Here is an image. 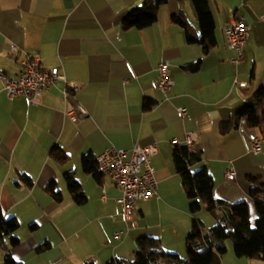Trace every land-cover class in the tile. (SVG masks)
Wrapping results in <instances>:
<instances>
[{
    "label": "crops",
    "instance_id": "1",
    "mask_svg": "<svg viewBox=\"0 0 264 264\" xmlns=\"http://www.w3.org/2000/svg\"><path fill=\"white\" fill-rule=\"evenodd\" d=\"M141 4L142 0H0V72L14 77L26 54L39 53L42 68L58 67L65 76V81L43 89L35 104L26 96L9 99L0 79V206L5 216L20 222L19 243L10 252L22 264L131 259L141 235L157 237L166 250L185 257L193 217L204 229L210 227L200 218L203 215H197L204 209L190 213V200L174 166L175 145L184 144L189 133L196 136L192 152L201 157L190 168L204 166L215 197L246 200L255 217L247 177L264 179V127L261 151L254 153L249 134L258 135V130L236 114L248 102L264 110V91L256 95L264 90V0H209L216 45L207 53L200 44L187 42L183 27L172 20L182 14L200 35L192 0H167L151 26L123 29L122 18ZM231 11L249 25L244 59L236 65L229 61L233 51L224 37ZM162 60L169 61L173 79L167 92L156 85ZM196 61L199 67L191 70L188 65ZM63 88L70 92L66 97ZM147 100L153 102L149 107ZM77 103L87 114L72 120L65 109ZM179 108L186 113L181 115ZM136 143L157 146L150 157L157 195L139 200L125 219L121 189L98 172H85L82 159L96 158L108 147L129 151ZM54 146L68 155L65 162L52 158ZM228 168L235 170L232 179L225 175ZM18 172L29 175L31 187L16 184ZM66 172L73 173L84 202L70 195ZM52 180L62 194L60 202L45 189ZM45 241L50 246L37 250ZM225 245L222 264H263L237 257L226 241Z\"/></svg>",
    "mask_w": 264,
    "mask_h": 264
},
{
    "label": "trees",
    "instance_id": "2",
    "mask_svg": "<svg viewBox=\"0 0 264 264\" xmlns=\"http://www.w3.org/2000/svg\"><path fill=\"white\" fill-rule=\"evenodd\" d=\"M200 24L201 34L198 35L194 28L188 24L182 14H175L172 20L183 27L186 40L189 43H198L203 53H207L216 45L215 24L210 9L209 0H192ZM167 3V0H142L140 7L131 9L121 21L123 29L145 28L154 24L157 20L159 9ZM200 61H196L188 67L196 70ZM260 89L257 96L263 92ZM153 102L147 100L145 105L149 107ZM257 102L246 103L237 111V118H245L250 128L258 130L257 136H263L264 110ZM256 134V133H255ZM51 156L58 163L68 159L62 150L54 146ZM200 155L189 151L186 144L175 145L173 160L176 171L180 174L183 189L190 200L189 211L197 214L201 209L207 211L213 218V224L204 229L201 221L193 217L191 230L186 239V256L166 250L159 238L141 235L137 238V248L131 259L122 257L113 258L107 264H214L227 251L225 241L232 244L233 252L237 257L258 259L264 264V179L248 176L250 183L249 197L255 210L252 219L248 201L226 202L215 197L213 193V180L207 169L202 166L192 170L190 166L200 160ZM82 168L85 172H97L96 158L84 156ZM68 191L72 198L82 203L86 197L80 191V186L73 173L64 174ZM16 184L31 187L32 182L24 172L17 173ZM46 191L56 202L62 200V194L56 190L55 181H50L45 186ZM20 222L15 216H5L0 206V247L3 248V264H22L16 260L10 248L19 243L16 234ZM50 246L48 241L38 245L37 250H44ZM84 264H96L89 260Z\"/></svg>",
    "mask_w": 264,
    "mask_h": 264
},
{
    "label": "built area",
    "instance_id": "3",
    "mask_svg": "<svg viewBox=\"0 0 264 264\" xmlns=\"http://www.w3.org/2000/svg\"><path fill=\"white\" fill-rule=\"evenodd\" d=\"M263 18V17H261ZM225 44L233 51L229 58L232 64H239L244 59V47L249 37V25L242 16L235 15L234 12L228 14V22L224 28ZM13 53H17V48H13ZM20 71L18 75L7 77L0 72V79L4 80L3 89L9 99L17 96H26L31 104L36 103V97L41 91L52 85L57 80L65 81L64 74L58 67L50 69L42 68L41 57L39 53H28L20 61ZM169 61L162 60L157 67L156 85L162 92H167L173 85V79L169 73ZM235 84H240L237 80ZM66 96L70 94L68 89L63 88ZM181 115L186 113L184 108H179ZM65 114L70 119L75 120L79 115H86L85 107L79 103L70 105L65 109ZM240 127V131H244ZM196 136L193 133L186 135L184 144L190 151L194 150V140ZM251 151L258 153L261 151V137L251 133L249 134ZM176 143L177 139H173ZM157 152L155 143L146 145L134 144L132 148L118 149L108 147L96 157L98 173L106 176L108 180L121 189L119 201L122 205V214L128 219L139 200H147L153 195H157V177L155 170L150 162V157ZM235 170L228 168L225 171L227 178L235 177ZM104 181L103 185L106 186ZM120 232H116L118 237ZM214 264H222L218 261Z\"/></svg>",
    "mask_w": 264,
    "mask_h": 264
},
{
    "label": "rangeland",
    "instance_id": "4",
    "mask_svg": "<svg viewBox=\"0 0 264 264\" xmlns=\"http://www.w3.org/2000/svg\"><path fill=\"white\" fill-rule=\"evenodd\" d=\"M197 215H198V216L203 215V217H200V218H201L202 221H203L204 223H206L208 226H211V225L213 224V222H214V220H213V218L211 217V215H210L207 211H205V210H203V212H202L201 214H197ZM226 243L229 244V245L231 246V251H232V253H234V252H233V248H232V244H231V242L228 241V240H226ZM233 255H234V254H233ZM0 264H3V249H2V248H0ZM25 264H30V263H29V261H26Z\"/></svg>",
    "mask_w": 264,
    "mask_h": 264
}]
</instances>
